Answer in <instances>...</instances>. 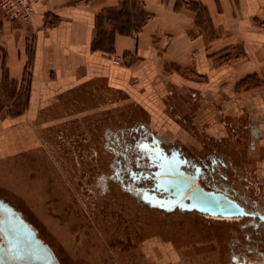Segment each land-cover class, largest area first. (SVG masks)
Returning a JSON list of instances; mask_svg holds the SVG:
<instances>
[{
  "label": "crops",
  "instance_id": "1",
  "mask_svg": "<svg viewBox=\"0 0 264 264\" xmlns=\"http://www.w3.org/2000/svg\"><path fill=\"white\" fill-rule=\"evenodd\" d=\"M87 89L135 107L180 153L241 157L243 140L264 178V0H37L26 23L0 12V163L60 118L81 125Z\"/></svg>",
  "mask_w": 264,
  "mask_h": 264
},
{
  "label": "rangeland",
  "instance_id": "2",
  "mask_svg": "<svg viewBox=\"0 0 264 264\" xmlns=\"http://www.w3.org/2000/svg\"><path fill=\"white\" fill-rule=\"evenodd\" d=\"M108 96L104 100L100 93L87 89V153L76 156L74 173H60L59 178L49 172L28 173L27 178L19 157L6 159L0 163V199L13 205L37 230L58 264L228 261L234 231L241 221L153 208L109 178L113 172V153L107 145L112 140L110 133L133 132L139 125H146V118L133 106L112 108V97ZM100 102L104 104L99 106ZM238 145L241 157L228 158L223 146L217 151L210 147L183 151L195 160L210 154L224 158L234 168L232 178L242 195L257 198L264 206V178L252 167L258 151H249L251 157H245L246 143L242 140ZM101 176L107 178L106 191L98 182Z\"/></svg>",
  "mask_w": 264,
  "mask_h": 264
},
{
  "label": "flooded vegetation",
  "instance_id": "3",
  "mask_svg": "<svg viewBox=\"0 0 264 264\" xmlns=\"http://www.w3.org/2000/svg\"><path fill=\"white\" fill-rule=\"evenodd\" d=\"M67 111L70 113L75 112V108H69ZM73 120L75 118L70 120L60 118V121L55 123L47 133L34 135L37 138L34 146L24 148L18 156L12 155L7 159L12 160L14 157H19L27 178L28 173L30 175L32 173L42 175L44 172L51 173L55 178H59L60 173H66L70 176L75 170L74 161L76 156H81V154L85 156L87 153V118L83 119L82 127ZM69 121L71 123H68ZM79 129H84V132L81 133ZM31 136L30 133L29 137ZM82 136L83 139H81ZM152 136V132L145 125H139V128L133 130V132L118 130L110 133L112 140L107 143L113 153L111 163L113 172L109 178L117 182L123 190L131 193L138 200L140 194L136 191L137 188L152 187L150 179L138 178L137 175H134L139 172L150 173L151 171L150 163L145 156L147 151L143 149V143L151 142L153 140ZM82 141L86 143L85 146H82ZM158 141L160 147L166 153H170L174 149L165 142L159 139ZM181 155L187 161V165L184 167L185 171L193 173L198 170L199 183L204 188L222 191L235 198L247 213L246 216L235 217L234 220H231L233 222L241 221V224L239 229L234 231V239L229 250V260L223 264H264L263 204L257 198H248L242 195L241 190L236 185L237 183L232 178L234 168L221 156L210 154L202 159L195 160L186 155L184 151ZM106 180V177L101 176L98 181L102 183L101 188L103 191L107 189ZM6 203L11 205L9 202ZM11 206L15 209L13 205ZM20 215L26 221L21 213ZM29 225L32 227L31 224ZM35 232L38 236L37 230Z\"/></svg>",
  "mask_w": 264,
  "mask_h": 264
},
{
  "label": "water",
  "instance_id": "4",
  "mask_svg": "<svg viewBox=\"0 0 264 264\" xmlns=\"http://www.w3.org/2000/svg\"><path fill=\"white\" fill-rule=\"evenodd\" d=\"M152 138L151 142L143 143L151 171L134 174L152 181V187L136 189L144 203L166 212L178 209L222 218L247 215L243 206L233 197L222 191L204 188L199 183L198 170L193 173L185 171L187 161L178 149L166 153L158 139ZM0 264H57L53 253L35 230L2 199Z\"/></svg>",
  "mask_w": 264,
  "mask_h": 264
},
{
  "label": "built area",
  "instance_id": "5",
  "mask_svg": "<svg viewBox=\"0 0 264 264\" xmlns=\"http://www.w3.org/2000/svg\"><path fill=\"white\" fill-rule=\"evenodd\" d=\"M37 0H0V12L9 21L29 22L33 15V5ZM121 59L115 58V64H120Z\"/></svg>",
  "mask_w": 264,
  "mask_h": 264
},
{
  "label": "bare ground",
  "instance_id": "6",
  "mask_svg": "<svg viewBox=\"0 0 264 264\" xmlns=\"http://www.w3.org/2000/svg\"><path fill=\"white\" fill-rule=\"evenodd\" d=\"M210 217H212L215 220H220V221H231V220H234L233 218H222V217H213V216H210Z\"/></svg>",
  "mask_w": 264,
  "mask_h": 264
}]
</instances>
